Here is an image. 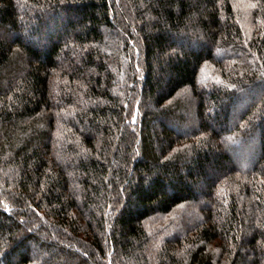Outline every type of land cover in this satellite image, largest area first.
Here are the masks:
<instances>
[{"label":"trees","instance_id":"trees-1","mask_svg":"<svg viewBox=\"0 0 264 264\" xmlns=\"http://www.w3.org/2000/svg\"><path fill=\"white\" fill-rule=\"evenodd\" d=\"M0 264H264V0H0Z\"/></svg>","mask_w":264,"mask_h":264},{"label":"rangeland","instance_id":"rangeland-1","mask_svg":"<svg viewBox=\"0 0 264 264\" xmlns=\"http://www.w3.org/2000/svg\"><path fill=\"white\" fill-rule=\"evenodd\" d=\"M247 142L248 143H241L239 147L236 146L237 152H234L238 157V164L241 166H246L252 160H256L258 142L256 139H249Z\"/></svg>","mask_w":264,"mask_h":264}]
</instances>
